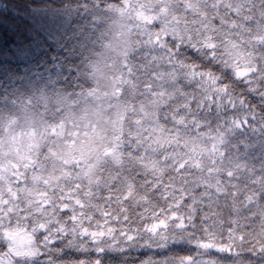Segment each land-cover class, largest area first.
<instances>
[{
	"label": "snow or ice",
	"instance_id": "snow-or-ice-1",
	"mask_svg": "<svg viewBox=\"0 0 264 264\" xmlns=\"http://www.w3.org/2000/svg\"><path fill=\"white\" fill-rule=\"evenodd\" d=\"M72 75L0 93V264H264V0H81Z\"/></svg>",
	"mask_w": 264,
	"mask_h": 264
},
{
	"label": "trees",
	"instance_id": "trees-1",
	"mask_svg": "<svg viewBox=\"0 0 264 264\" xmlns=\"http://www.w3.org/2000/svg\"><path fill=\"white\" fill-rule=\"evenodd\" d=\"M0 93L72 75L89 15L81 0H0Z\"/></svg>",
	"mask_w": 264,
	"mask_h": 264
},
{
	"label": "rangeland",
	"instance_id": "rangeland-1",
	"mask_svg": "<svg viewBox=\"0 0 264 264\" xmlns=\"http://www.w3.org/2000/svg\"><path fill=\"white\" fill-rule=\"evenodd\" d=\"M1 5V4H0ZM1 7V6H0Z\"/></svg>",
	"mask_w": 264,
	"mask_h": 264
}]
</instances>
